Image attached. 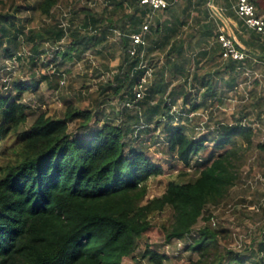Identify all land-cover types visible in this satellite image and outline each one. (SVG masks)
Segmentation results:
<instances>
[{"label": "trees", "instance_id": "16d2710c", "mask_svg": "<svg viewBox=\"0 0 264 264\" xmlns=\"http://www.w3.org/2000/svg\"><path fill=\"white\" fill-rule=\"evenodd\" d=\"M21 1L2 12L5 2L0 0V60L20 62L24 57L30 68L39 66L40 55H47L43 43L72 40L65 51L54 52L62 59L58 67L73 61L76 47L81 48L86 39L92 46L95 40L101 45L104 35L113 31L114 16L121 15L117 24L123 32V55L118 72L102 92L106 96L109 89L118 96L121 121L92 130L98 113L61 96L62 118L41 113L25 129L32 110L24 99L36 94L42 83L58 91V81L37 73L28 80L15 76L10 89L2 86L0 264H123L133 258L140 239L151 229L149 217L166 208L173 212V221L164 228L166 243L189 239L183 249L198 256L187 264H249L241 254L221 248L222 230L209 224L196 229L207 207L227 201L253 135L248 114L233 117L231 123H217L212 135L185 125L186 116L194 117L207 108L206 99L221 100L220 86L242 98L238 90L242 62L221 57L213 21L220 24L224 16L215 15L208 6L212 0H179L174 5L180 4L179 12L172 6L154 14L140 6V0H105L98 12L84 7L83 21L69 33L62 24L30 27L21 16L32 8L51 20L59 0H34L33 6L29 0ZM251 1L257 9L264 8V0ZM192 12L199 15L193 25L180 20L179 14L190 17ZM166 13H171V19L161 20ZM150 14L145 45L134 47L131 56L130 37L141 32ZM234 34L239 41L242 35L237 31L229 35L241 48ZM255 38L261 40L259 35ZM24 46L29 55L19 56ZM81 49L84 53L87 47ZM151 53L162 57L161 64L148 60ZM76 59L81 60V53ZM137 92H141L139 99ZM179 99L181 112L176 118L171 108ZM174 118L177 124H172ZM70 123L86 135L74 136ZM142 136L147 146L140 145ZM211 142L214 147L208 148ZM257 147L264 149V145ZM161 176L167 178L165 191L146 201L148 180ZM142 258L149 264H164L168 259L149 248Z\"/></svg>", "mask_w": 264, "mask_h": 264}, {"label": "rangeland", "instance_id": "374dc122", "mask_svg": "<svg viewBox=\"0 0 264 264\" xmlns=\"http://www.w3.org/2000/svg\"><path fill=\"white\" fill-rule=\"evenodd\" d=\"M4 2L5 4L1 8L2 12L9 11L13 4H23L21 0H4ZM29 2L33 6L34 0H29ZM103 3H105V0H59L58 5L53 11L51 20L41 17L32 8L24 11L21 16L24 22H30V27L41 29V27L49 23L53 25L62 24L66 29V33H69L75 29L79 22L83 21L84 14L80 11L84 7L98 12L101 10L100 5ZM180 8L179 6H174L172 9H174V12H177ZM120 16V14L114 16L115 26L111 28L113 31H109L104 35L105 41L101 45L98 44L99 40H95V42H92V46L88 39H86L81 48L87 47V50L82 53L80 52L81 48L77 46V51L73 53L74 60L63 62L62 67L55 66L60 65L62 59L60 56L55 55L54 52L57 49L65 51V47H68L70 42H72L68 37H65L60 42L61 45L43 43L42 47L47 52V55L39 56L40 63L36 68H30L27 63L28 60L24 59V57L20 62L16 58L12 60L3 58L0 60V89H3L2 86L10 89V81L15 76H20L22 80H28L31 74L36 76L37 73L39 75H50L49 81H58L59 83L58 91L48 89L44 87L46 83H42L40 84V90L36 94L24 99L23 102L32 110L25 129L41 113H45L52 118H62L64 109L63 101L60 98L61 96L67 97L66 100L73 102L75 106L81 109H89L93 113H98L96 123L93 122L90 125L92 130L100 129L107 122L113 123L117 121L116 123L119 124L121 119L118 117L117 112L121 108V105L118 96L111 94V90L109 89L105 92L106 96H102V92L107 88L110 79L118 72L117 67L123 55V32L120 26L121 24H117ZM171 17V13H166L160 19H171ZM179 18L193 25L194 19L199 18V15L192 12L190 17L179 14ZM21 53L25 56L29 55L28 48L25 46L21 48L19 56L22 55ZM80 53L81 60L78 61L76 58H78V54ZM15 56L18 57V54H15ZM50 60L54 62L48 64ZM148 60H153L152 64L154 65L159 61L161 64L162 57L158 54L151 53ZM42 65H48V68L46 69ZM63 68L69 72L61 73L59 70ZM148 73L150 74V71ZM172 86L168 88L167 92L171 90ZM241 89L242 83L238 87L240 93L242 92ZM217 92L221 100L213 101L206 99V109L200 111L194 117L186 116L187 119L189 118L185 124L187 127L195 128V131L200 134L212 135L217 123H231L233 117L238 115L244 116L247 113L255 117L256 123L253 126L251 146L247 148L248 150L245 151L239 163V179L236 186L230 191V195L225 203L218 207L206 208L204 218L199 220L196 229L209 224L213 228L222 230L224 232L221 240L222 249L225 248L241 254L249 264H258L261 259L257 256L256 244H253V241L257 240L259 231L263 228L260 206L264 199V151L260 150V147L257 146L264 145V125L258 124V111L251 113V109L244 106L242 98H238L239 96H236L235 92L227 93L228 91L222 86L218 88ZM180 107L181 99L171 108V112L175 114L176 118H178V112H181ZM176 118H174L172 124L178 123ZM69 132L74 136L84 137L86 135L82 130L75 131L73 123L69 124ZM159 133L158 131L157 134ZM140 139V145H148L144 136ZM130 143L132 144L133 142ZM206 146L212 148L214 144L211 142L207 143ZM172 173L175 174L176 172ZM166 175H170V173H166ZM166 185V176L150 178L147 182L148 194L146 201L161 196L165 191ZM257 209L259 210L257 211ZM205 218L209 220L205 221ZM149 221L151 223V229L140 239L139 248L133 258L125 259L123 264H149L146 258H142L146 248L166 256L168 259L164 261V264H187L188 261H196L198 259L195 253L183 249L190 242L189 239L185 241H174L172 244L166 243L164 228L168 227L173 221V212L171 209L166 208L162 212L152 214L149 217ZM193 237H196V233L193 234ZM249 246L255 250L249 251Z\"/></svg>", "mask_w": 264, "mask_h": 264}, {"label": "crops", "instance_id": "0c3cea01", "mask_svg": "<svg viewBox=\"0 0 264 264\" xmlns=\"http://www.w3.org/2000/svg\"><path fill=\"white\" fill-rule=\"evenodd\" d=\"M213 1L214 0L209 2V4L210 3L212 4V8H214L218 14L220 13L224 16L223 21L220 24L215 23L216 20L213 21L216 26L215 31L216 32L223 31L228 35H233V33L237 31L240 32L242 35V40L239 41V39L234 34V37H236V39L240 43L242 50L247 53V58L244 61H242V67L240 70L242 77V89H241L242 103L246 108L251 109V113L253 111H258L257 117H259L258 119L259 122L258 121L257 122L258 124H261L263 126L264 125V36H261L250 29L244 28L245 26H243L244 25L243 22L235 16L233 10V7L237 0H215V5H213ZM179 5L180 4H178L177 6ZM255 9L257 15L264 17V8L257 9L255 7ZM177 11L179 12V9ZM151 14L154 13L151 12ZM151 14L149 16V21H146L149 23V26L151 25V20L153 17ZM256 35H259L261 37V40H256L255 38ZM247 114H248V121L253 127L256 123L255 117H253L250 113ZM258 124L257 126H259ZM260 150L264 151L263 148H260ZM258 210L259 209H257V211ZM260 211H261L260 216L262 219L263 228L259 231V237L257 238V240L253 241V244L254 243L256 244L257 256L259 257V259H261L262 263H264V199L262 200ZM260 245H262V249H260ZM248 250L251 251L255 249L249 246Z\"/></svg>", "mask_w": 264, "mask_h": 264}, {"label": "built area", "instance_id": "2783aa9c", "mask_svg": "<svg viewBox=\"0 0 264 264\" xmlns=\"http://www.w3.org/2000/svg\"><path fill=\"white\" fill-rule=\"evenodd\" d=\"M179 0H140V6L148 8L152 13L169 9L176 5ZM212 7V4H209ZM235 16L243 22L247 29L264 36V17L257 15L254 4L250 0H237L233 7ZM150 33L148 22L143 23L140 33H134L130 37L132 49L129 50L131 56L135 55L136 46L145 45V36ZM217 42L220 44L223 60L242 62L247 58V53L243 51L227 33L219 31ZM136 98H141V92H137Z\"/></svg>", "mask_w": 264, "mask_h": 264}, {"label": "water", "instance_id": "95a60500", "mask_svg": "<svg viewBox=\"0 0 264 264\" xmlns=\"http://www.w3.org/2000/svg\"><path fill=\"white\" fill-rule=\"evenodd\" d=\"M213 12H214L216 15H219L215 9H213Z\"/></svg>", "mask_w": 264, "mask_h": 264}]
</instances>
